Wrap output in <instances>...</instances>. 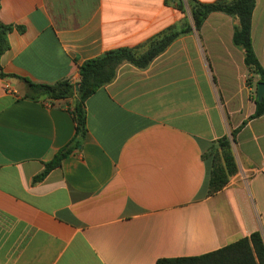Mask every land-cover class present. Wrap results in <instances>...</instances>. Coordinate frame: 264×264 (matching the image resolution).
Segmentation results:
<instances>
[{
  "label": "crops",
  "instance_id": "1",
  "mask_svg": "<svg viewBox=\"0 0 264 264\" xmlns=\"http://www.w3.org/2000/svg\"><path fill=\"white\" fill-rule=\"evenodd\" d=\"M186 21L165 0H0V23L11 28L0 57V264H156L254 232L264 239V114L250 119L258 77L232 44L231 17L210 14L146 69L122 65L86 100L77 147L75 98H24L22 80L75 84L84 62L143 52ZM250 35L264 70V0ZM232 132L237 172L209 195L205 155ZM67 148L60 167L33 183Z\"/></svg>",
  "mask_w": 264,
  "mask_h": 264
},
{
  "label": "trees",
  "instance_id": "2",
  "mask_svg": "<svg viewBox=\"0 0 264 264\" xmlns=\"http://www.w3.org/2000/svg\"><path fill=\"white\" fill-rule=\"evenodd\" d=\"M182 13H187L189 22L171 26L158 36L149 40L146 50L118 48L107 51L101 56L84 62L78 68L79 79L72 84L68 80L53 85L34 84L22 80L26 91L24 98L31 100L45 99L62 101L75 98L71 110L76 133L73 139L74 147L78 146L86 135L85 102L100 88L109 85L116 78L122 65H131L137 69H146L150 63L161 55L176 39L193 31L198 32L207 17L212 13H220L235 21L232 34V44L244 52V65L250 74L258 77V83L264 84V70L260 66L251 43V18L256 0H216L212 3H201L198 0H165ZM11 28L0 23V57L8 49L7 34ZM0 76L5 77L1 72ZM247 84L250 80L247 79ZM264 114V98L256 101L255 119ZM231 137L217 140L207 151L205 157L211 158L212 167L208 181V194L221 191L229 179L237 172L233 157ZM71 153V148L60 151L52 161L44 164L42 172L33 178V183L42 181L47 174L60 167L62 160ZM156 264H264V239L260 232H254L249 237L242 238L218 251L195 258L161 259Z\"/></svg>",
  "mask_w": 264,
  "mask_h": 264
},
{
  "label": "water",
  "instance_id": "3",
  "mask_svg": "<svg viewBox=\"0 0 264 264\" xmlns=\"http://www.w3.org/2000/svg\"><path fill=\"white\" fill-rule=\"evenodd\" d=\"M264 96V84H258L257 86V102H261Z\"/></svg>",
  "mask_w": 264,
  "mask_h": 264
},
{
  "label": "built area",
  "instance_id": "4",
  "mask_svg": "<svg viewBox=\"0 0 264 264\" xmlns=\"http://www.w3.org/2000/svg\"><path fill=\"white\" fill-rule=\"evenodd\" d=\"M4 89H6V91H8V90H9V88L7 87V85H5V86H4Z\"/></svg>",
  "mask_w": 264,
  "mask_h": 264
}]
</instances>
